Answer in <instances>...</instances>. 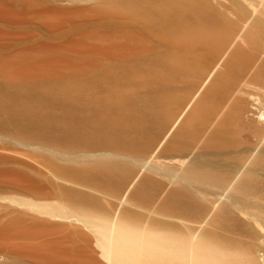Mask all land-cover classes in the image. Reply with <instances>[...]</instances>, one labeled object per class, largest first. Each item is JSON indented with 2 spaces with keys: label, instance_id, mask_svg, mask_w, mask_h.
I'll return each instance as SVG.
<instances>
[{
  "label": "rangeland",
  "instance_id": "374dc122",
  "mask_svg": "<svg viewBox=\"0 0 264 264\" xmlns=\"http://www.w3.org/2000/svg\"><path fill=\"white\" fill-rule=\"evenodd\" d=\"M8 5L16 13H0V264H48L20 249L37 242L70 264H122L103 234L117 226L179 241L186 256L175 264H189L197 237L262 264L264 0H0ZM192 32L217 42L184 39ZM75 39L136 51H77ZM52 56L70 62L65 77L8 78L12 62ZM184 120L193 128L177 134ZM186 170L221 189L191 184Z\"/></svg>",
  "mask_w": 264,
  "mask_h": 264
},
{
  "label": "bare ground",
  "instance_id": "6f19581e",
  "mask_svg": "<svg viewBox=\"0 0 264 264\" xmlns=\"http://www.w3.org/2000/svg\"><path fill=\"white\" fill-rule=\"evenodd\" d=\"M0 13L3 15L13 16L16 13V11L14 12V10L8 5L0 8ZM194 30L196 31V29ZM204 35L203 34L199 35L197 32H192L191 35L189 34L185 35L184 39L189 38L191 39L190 40L191 43L192 42L195 43L199 39L205 37ZM207 36L209 37L208 39H210L211 43L217 42V37H212L211 35H207ZM184 39H182L181 43L179 41L178 42L180 44H183V42L185 41V44L188 43L190 44V42H187V40ZM254 41L255 40L251 38L248 41V43L253 44ZM185 44L183 45L189 47V44L188 45ZM70 47L77 51L87 52L91 50H99V51H104L106 53L123 55V56L131 55L136 51L135 50L136 48L134 46L128 44H123L116 47L102 48L98 46L89 45L81 39L73 40L70 44ZM242 56H243L242 54H239L236 57L239 60L241 59L240 57ZM183 59L184 58H182L181 61ZM92 62L93 61H90L89 63ZM4 65L6 66V64ZM9 65L10 68L8 71V78L14 81H25V80H44L51 78L60 79L62 77H65V70L69 67L70 62L64 57L52 56V57H46L41 60L24 59L17 62H12ZM215 92H216V88L210 86L206 94H211ZM203 110H204L203 106L200 104L197 109L198 113L199 114L203 113ZM189 112H191L190 115L193 113V111L190 110ZM193 117L194 115H192V118ZM191 128H193V125L186 123L184 120L181 123V125L178 127L177 134L180 135L187 134V132L190 131ZM214 136H216L215 140L220 141L221 144L227 142V140H224L226 136L225 132L224 134L222 131L218 132ZM184 176L187 179L186 181H189L193 185H197L205 188H212V190L213 188L221 189L222 187V183L220 180L217 181L211 175L208 174L203 175L201 173L192 172L191 170H186L184 171ZM243 182L245 181L241 178L239 182L236 183V185L232 190L233 194H240L241 185L243 184ZM103 234L110 241L111 244L110 245L111 253L109 254V256L112 258V260L114 261L116 260L117 262H121L122 264H175V262L179 261V259L181 258L184 259V256H186L184 253V246L179 241H176L174 239L165 236L152 237L148 234L145 235L146 233L145 234L141 233V231L138 232L135 230L128 229L127 227L125 228L119 226L113 227V229L110 230H108L107 227L103 229ZM36 242H32V243H36ZM37 243L38 244H34V245H29L31 243L29 244L27 243L28 245H24L21 248L19 246V248L22 251L28 252L30 254L42 258L48 264H70L68 262V259H66L65 257L48 251V249L44 244H42V242L41 243L37 242ZM188 246L186 244V247ZM189 248H190V256L188 260L189 264H260L257 260H252V259L246 260V258L245 260L241 259L240 258L241 255L240 257L235 256L232 252L226 249H222V247L219 248L215 246L212 241L202 239L201 237H197L196 239H193L191 246H189ZM73 264H87V263L85 261L79 260L74 262ZM262 264H264V259L262 261Z\"/></svg>",
  "mask_w": 264,
  "mask_h": 264
},
{
  "label": "water",
  "instance_id": "95a60500",
  "mask_svg": "<svg viewBox=\"0 0 264 264\" xmlns=\"http://www.w3.org/2000/svg\"><path fill=\"white\" fill-rule=\"evenodd\" d=\"M170 134H171V131H170V133L168 134V137L170 136Z\"/></svg>",
  "mask_w": 264,
  "mask_h": 264
}]
</instances>
